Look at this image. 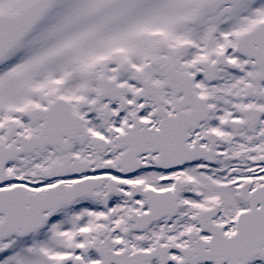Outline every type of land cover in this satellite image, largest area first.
<instances>
[{
    "label": "snow or ice",
    "instance_id": "1",
    "mask_svg": "<svg viewBox=\"0 0 264 264\" xmlns=\"http://www.w3.org/2000/svg\"><path fill=\"white\" fill-rule=\"evenodd\" d=\"M0 264H264V0H0Z\"/></svg>",
    "mask_w": 264,
    "mask_h": 264
}]
</instances>
